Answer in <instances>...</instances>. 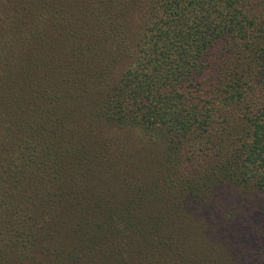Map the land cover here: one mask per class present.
<instances>
[{
    "label": "trees",
    "instance_id": "trees-1",
    "mask_svg": "<svg viewBox=\"0 0 264 264\" xmlns=\"http://www.w3.org/2000/svg\"><path fill=\"white\" fill-rule=\"evenodd\" d=\"M0 264H264V0H0Z\"/></svg>",
    "mask_w": 264,
    "mask_h": 264
}]
</instances>
